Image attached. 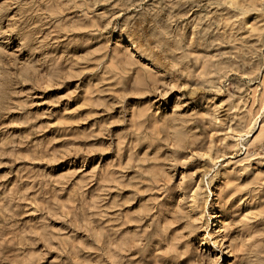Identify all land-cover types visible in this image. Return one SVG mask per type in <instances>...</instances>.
<instances>
[{"label": "rangeland", "instance_id": "rangeland-1", "mask_svg": "<svg viewBox=\"0 0 264 264\" xmlns=\"http://www.w3.org/2000/svg\"><path fill=\"white\" fill-rule=\"evenodd\" d=\"M244 1L0 0V264H264Z\"/></svg>", "mask_w": 264, "mask_h": 264}, {"label": "bare ground", "instance_id": "bare-ground-1", "mask_svg": "<svg viewBox=\"0 0 264 264\" xmlns=\"http://www.w3.org/2000/svg\"><path fill=\"white\" fill-rule=\"evenodd\" d=\"M259 1V0H258ZM256 0H252V1H244V3L242 4V6H239L238 7V10H239V13L240 14H245V13H247L248 11H250V10H253V9H255L254 8V6H255V4H256ZM260 2V1H259ZM239 3V2H238ZM242 3V2H241ZM260 4V3H259ZM257 6V5H256ZM262 134H264V133H262ZM194 196V195H193ZM192 196V197H193ZM219 222V220H217V223Z\"/></svg>", "mask_w": 264, "mask_h": 264}]
</instances>
